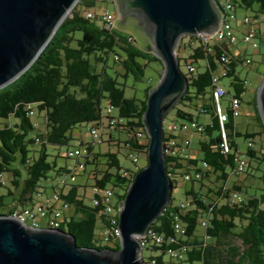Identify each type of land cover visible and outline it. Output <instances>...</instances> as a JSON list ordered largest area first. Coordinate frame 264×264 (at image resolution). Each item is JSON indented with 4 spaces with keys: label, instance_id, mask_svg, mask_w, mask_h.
I'll return each mask as SVG.
<instances>
[{
    "label": "trees",
    "instance_id": "trees-1",
    "mask_svg": "<svg viewBox=\"0 0 264 264\" xmlns=\"http://www.w3.org/2000/svg\"><path fill=\"white\" fill-rule=\"evenodd\" d=\"M228 1L232 3L233 9L249 11L258 21L264 17V0ZM96 4L97 0H80L31 67L16 81L0 90V172L10 176L9 183L11 180L8 193L0 195V216L11 215L18 206L31 205L33 195L43 191L40 184L42 180H54L55 177L67 174L66 167H57L56 158L61 156L60 153L51 154L49 146L67 147L68 151L70 146L74 147L75 141L80 140L78 146L86 145L89 150L85 157V167L92 166L90 176L94 184L101 188H120L123 191L120 195L123 201L131 181L143 169H124L117 153L96 152V143H85L83 138L75 137V131L80 132L82 126L103 122L106 102L107 108L118 111L117 124L109 128H115L117 133L124 132L127 135L125 140L117 138L110 142L123 143L128 152L147 154L148 144L137 138V131L144 133L143 137L148 142L143 117L149 93L154 88L146 91L144 100H137L127 98L126 84L119 82L120 77L127 78L130 74L137 80L143 78L147 64H141L139 59L146 58V53L135 47L134 40H129L131 36L120 35L117 30L108 29L102 21L101 25H97L94 18L88 19L86 13ZM218 7L222 10L219 4ZM260 29L259 22V37ZM180 47L187 49L181 43ZM224 50L232 58L227 66L228 83L225 84L227 93L224 100L227 99L229 103L230 98L237 97L244 103L247 84L238 75L237 66L244 64L246 59L232 54L226 48H218L217 54L213 56L206 55L201 50H191V54L183 61L187 64L191 60L197 65L204 62V68H197L193 76L185 74L189 89L174 109L177 122L173 124L198 121L200 115H210V122L203 124L204 131L198 133L201 135L198 149L201 160L191 157L188 161L194 167L205 162L209 170L200 180L199 189L194 186L195 181H191L192 186L186 190V199L192 201L189 210H181L170 202L164 214L151 226L166 238H176L174 221L179 216L185 233L178 237L177 244L169 247L176 250L185 247L184 259L176 262L171 260L167 255V246L163 245L160 248H145L153 253L148 258L142 254L147 264L151 260L155 264H264V172L261 176V193L246 192L242 203H235L230 198L233 192L241 193L240 187L229 189L226 185L230 175L234 174L236 155L242 150L237 138L253 140L264 134V125L256 107L257 119L261 121L263 132L242 134L237 130L236 119L229 112L226 129L231 139L232 153H221L219 145L222 137L215 112L213 75L222 67L219 56ZM111 57L120 63L114 76L110 73L114 68L110 65ZM153 59L158 60L156 56ZM178 60L181 62L182 59L178 56ZM254 100L257 105V97ZM29 106H34L35 110L43 114L44 132L36 128L32 116L29 115ZM167 141L165 132V142ZM246 154L249 158L264 162V155L259 156L255 147L247 148ZM51 158L54 160L51 161ZM166 158L167 171L175 188L177 173L186 169L182 162L184 159L179 156ZM249 166L250 160L248 168ZM123 170L130 173L129 179L123 177ZM247 173L249 170L244 175ZM211 174L218 175V179L224 182V186L217 191L203 183V179ZM205 187L206 191H203ZM59 194L73 208V214L62 222L59 230L72 234L79 247L120 249V242L114 243L113 247L99 243L96 238V228L100 222L98 210L85 201V195L79 194V186L72 184L67 193ZM6 197L10 198L9 204L6 203ZM221 201L224 202L220 203ZM6 206L10 209L3 213ZM201 219L207 221V226L203 228V236L198 237L197 229L201 226ZM235 242L240 243L242 248L235 245Z\"/></svg>",
    "mask_w": 264,
    "mask_h": 264
},
{
    "label": "water",
    "instance_id": "water-1",
    "mask_svg": "<svg viewBox=\"0 0 264 264\" xmlns=\"http://www.w3.org/2000/svg\"><path fill=\"white\" fill-rule=\"evenodd\" d=\"M80 0H0V90L36 61ZM124 18L133 15L151 38L164 66L150 91L143 125L149 137L147 165L131 181L119 214L120 249L79 247L72 234L31 228L11 215L0 216V264H147L144 237L172 200L174 183L167 171L164 121L189 89L178 48L186 36L217 30L222 13L215 0H122ZM136 13L140 14L137 17ZM264 123V82L257 94Z\"/></svg>",
    "mask_w": 264,
    "mask_h": 264
},
{
    "label": "built area",
    "instance_id": "built-area-1",
    "mask_svg": "<svg viewBox=\"0 0 264 264\" xmlns=\"http://www.w3.org/2000/svg\"><path fill=\"white\" fill-rule=\"evenodd\" d=\"M107 3H113L114 0H105ZM217 5L221 7L222 13V22L220 27L208 34H198L196 36V41H186L182 40L181 44L186 48L196 51L201 50L206 55H215L217 54V49H229L230 46H236L239 42L249 45L254 50L260 49V44L257 41L259 32L257 31V26L259 21L253 18L252 16H245L243 19V30H237L232 25V21L236 20V15L233 12L232 3L228 0H215ZM88 19L95 18V14L92 11L86 13ZM102 24L105 27H110L112 31H116L118 28V16L115 12H112L108 9L104 10L100 16ZM129 40H134L130 37ZM178 54V53H177ZM231 56L227 51H223L219 56V61L222 64L221 69L213 75V98L215 102V112L219 119L220 128H221V143L219 149L222 154L232 153L231 139L228 136L226 129V124L229 119V112L232 113L235 119L239 118L242 114V101L240 98L234 97L230 98L228 107L223 108L224 97L226 96L227 89L224 84V79L228 75L227 66L230 64ZM245 65L250 66L252 64L251 59L245 60ZM187 76H193L197 72L198 65L196 62L191 60L186 64ZM247 84V80H245ZM29 115H35L34 106H29ZM108 114V127L115 126L117 124V118L112 116V108H107ZM36 128L38 125L35 123ZM204 125L198 121H182L179 124H171L170 126V135L174 136L177 134L184 133H202L204 131ZM103 131L104 125L102 123H93L89 127V134L93 139V143H102L103 142ZM167 136V133H166ZM137 138L140 139L143 143L146 142V137H140V130L137 131ZM168 138V141L165 142V153L166 156L171 157H182L184 163H187L188 170H182V176L185 181H200L202 180L204 174L209 170L207 163L203 162L199 166L194 167L189 165L188 161L191 159V142L190 139H184L181 145H178L174 139ZM84 141V140H83ZM86 143V141H84ZM248 148L254 149L255 144L254 140L247 141ZM89 154L88 147L82 145L75 150L69 149L67 151V157L69 159H74L76 161L75 165L68 164L66 166L67 176L70 177L71 182L76 181L77 175L86 170L85 162L82 158L86 157ZM133 158V163H138L139 159L136 154L130 155ZM182 161V162H183ZM235 169L234 174L237 176L244 175L248 169V156L246 151L239 150L235 158ZM173 171V166L171 167ZM122 175L125 178H130V173L123 170ZM66 183V180H64ZM9 184V179L6 177L5 173L0 172V186L7 187ZM94 196L90 205L93 208L98 210V217L100 219L99 228H100V239L104 242H120L121 232L117 234H109V227H114V209H122L124 207V201L121 200L119 192L116 189H113L111 186L101 188L95 184L92 186ZM230 198L235 203H242L243 196L238 192H233L230 194ZM191 199L181 201L177 207L181 210H189L191 208ZM72 209L71 205L66 202L59 193L54 192L52 195L47 194L44 191H38L33 195V201L31 205L20 207L18 206V212L12 213V217L18 219L22 223L26 224L31 228H39L37 225V220L39 218L48 219L47 224L44 228L59 229L62 222L68 218V213ZM101 219L103 222H101ZM174 231L176 233V238L169 237L166 238L164 235L158 234L154 229L150 228L147 234L144 237L139 238L143 249L149 247L160 248L163 245L167 246V255L173 261H181L185 257L186 248L183 247L180 250L170 248L169 245L177 244L178 237L184 235L185 229L180 221L179 216L175 217L174 221ZM31 223V224H29ZM200 225L202 228L207 226V221L204 219L200 220ZM150 264H155L154 260H151Z\"/></svg>",
    "mask_w": 264,
    "mask_h": 264
},
{
    "label": "rangeland",
    "instance_id": "rangeland-1",
    "mask_svg": "<svg viewBox=\"0 0 264 264\" xmlns=\"http://www.w3.org/2000/svg\"><path fill=\"white\" fill-rule=\"evenodd\" d=\"M224 1V0H223ZM110 10L112 12H115L119 18L118 20V28L117 32L120 35L124 36H131L134 39V45L139 50H142L146 53V58L139 59V62L143 65L147 64L144 67V76L140 80H137L133 74H130L127 78L120 77L119 82L122 84H126L125 87V96L127 98H136L137 100H144L146 98V91L150 88H155L160 79L162 74L164 73V66L161 60L158 58V60L153 59V56H156V53L153 50H148V48L151 46V38L150 35L146 32V30L139 24L140 22L144 21L139 17L140 14L136 13V17L132 15H128L124 18L123 14L120 13V11L116 10L114 5L112 3H107L105 0H97V4L94 7L90 8V11H92L95 14L94 23L97 25H101L100 16L104 12V10ZM87 9H85L86 11ZM233 12L236 15V20L232 21V25L237 30H243L245 26H243V19L245 16H251L252 13L249 11H246L241 8L233 9ZM139 20V21H138ZM260 27H261V36L258 37V42L260 44L259 50L252 49L249 45L244 44L243 42H239L236 46H230V51L232 54L243 58V59H251L252 64L250 66H247L245 64H239L237 66V73L242 78L247 80V92L243 96L244 103L242 106V115L236 119V126L237 130L241 132L242 134H245L247 132L253 134V133H262L263 129L258 126L256 120L249 115V111L252 109V102L255 97H257L258 90L262 83L264 82V17H261L260 20ZM239 28H237V27ZM78 36L81 38V33L78 34ZM183 40L191 41L192 36H186ZM182 41V40H181ZM182 45V44H181ZM178 56L182 59L180 62V68L184 74L187 75L186 70V62L183 60L186 59L190 54V49H185L184 47L178 48ZM110 65L114 66L113 70L110 71V73L114 76V71L118 69V66L120 65L119 62H115L113 57L110 58ZM204 68V62H201L200 65H198V69L202 70ZM120 73H123L120 71ZM228 83V79H224V84ZM179 105L177 103L174 108L168 113L166 116V119L164 121V129L165 132H168V125L170 121H173L175 119V113L174 109ZM228 107V101L225 99L223 101V108L226 109ZM104 119H103V125H104V131H103V142L102 143H96L95 144V151L100 153H106L108 151L114 152L118 154V157L120 159L121 165L124 169H132V170H138L139 168H144L147 165V154L141 153V152H128L123 147V143H117V142H109V132L113 131L115 135L119 134L116 132L115 128H109L108 127V114H107V105L106 102H104ZM112 116L117 117L118 111L115 109H112ZM203 115L200 116V121H203ZM208 119L210 118V115H204ZM32 120L38 125V130L40 132L45 131V120L43 117V114H40L37 110L35 112V115L32 117ZM13 122H15L13 120ZM264 125V123L262 122ZM90 125H84L80 129V132L75 131V137L80 139L83 138L84 141L88 143H93V139L91 138L88 130ZM117 133V134H116ZM186 136V139H190L191 142V151L199 149V140H201V135L194 134V133H184ZM118 138L120 140H125L127 138L126 133L124 132L119 134ZM181 138V136H180ZM255 142V150L258 153L259 156L264 155V134L256 136L254 139ZM238 143L241 145L242 151H246L248 148L247 140L244 137L237 138ZM80 143V140H77L74 142V147L70 146V149L75 150L77 149ZM48 150L51 154H57L60 153V157L56 158L57 160V167H66L68 164L75 165L76 161L74 159H69L66 157V151L67 147H53L49 146ZM136 154L139 162L138 164L133 163V158L130 156L131 154ZM199 160H201L200 156H197ZM51 161L54 160L53 158L50 159ZM82 160L85 162V158L83 157ZM250 160V166L247 170H249V173L246 175L237 176L235 174L230 175L226 185L229 189H234V187H240L241 189V195H245L246 192L254 193L258 192L261 193V189L263 188V182L261 180V176L264 172V162L263 161H257L255 159L249 158ZM92 169V166L88 165L86 166V170L81 171L77 177L75 182H71V179L69 176L63 174L61 176L55 177L54 180H42L40 184L42 185V190L46 191L47 194L52 195L54 192L57 193H67L70 189V186L76 185L79 186V194L85 195V201L90 204L92 201V198L94 196L92 186L94 184V180L90 176V170ZM184 170V169H183ZM180 172L177 173V176L175 178L176 186L173 189L172 192V204L174 206H177L180 204L181 201L187 200L185 197V192L188 190L192 183L191 181H185L183 176L180 175ZM6 177L10 179V176L6 173ZM66 180V183L64 182ZM203 183L207 187H211L214 191H217L219 187L224 186V182L220 179H218V175L211 174L206 176L203 179ZM194 186L196 189H199L201 186L200 181H195ZM11 188V180L7 187H0V195H6L8 193V190ZM116 191L119 192V194H123V191L120 188H116ZM203 191H206V187L203 188ZM211 196L215 199L216 196L214 194H211ZM6 203H10V198L6 197ZM224 201H221L220 203H223ZM9 206H6L2 212L7 213L9 211ZM73 214V208L69 211L68 217H70ZM48 219L39 218L37 220V225L39 228H44L47 224ZM31 224V223H29ZM100 228L97 226L96 228V238L98 239L99 243L102 245H108L110 247H113L115 244L112 242H104L100 239ZM204 234L203 228L201 226L197 229V236L202 237ZM235 245L242 248V245L240 243H236ZM143 256L145 258H148L149 255L153 254L150 251L143 249L142 252Z\"/></svg>",
    "mask_w": 264,
    "mask_h": 264
},
{
    "label": "crops",
    "instance_id": "crops-1",
    "mask_svg": "<svg viewBox=\"0 0 264 264\" xmlns=\"http://www.w3.org/2000/svg\"><path fill=\"white\" fill-rule=\"evenodd\" d=\"M237 27V26H236ZM237 28H239V27H237ZM255 99V98H254ZM242 106H243V104H242ZM257 105H256V102H255V100H253V102H252V109L249 111V115H251V117H253L255 120H256V122H257V124H258V126L259 127H261V121H259L258 119H257V117H258V115H257ZM243 114V113H242ZM241 114V115H242ZM201 116V115H200ZM200 116H199V119H198V121L200 122V123H202V124H207V123H209L210 122V118L208 119L206 116H202L203 117V121H200ZM174 122H177L176 121V119H174L173 121H170V123H169V125H168V132H167V136L169 137V138H172V139H174L175 140V142L178 144V145H181L182 143H183V140L184 139H186V136H185V134H182V133H180V134H177V135H174V136H171L170 135V126H171V124H173ZM247 133H249V132H247ZM117 134V133H116ZM180 136H181V138H180ZM118 138V135H115V133H113V131H110L109 132V139H108V141L110 142L111 140H115V139H117ZM111 143H113V142H111ZM240 148H241V145H240ZM197 156H199V152L197 151V150H194L193 152L191 151V157L192 158H195V159H198L197 158ZM199 160V159H198ZM183 164H184V167H187V163H184V161H183ZM184 170H186V169H184Z\"/></svg>",
    "mask_w": 264,
    "mask_h": 264
},
{
    "label": "bare ground",
    "instance_id": "bare-ground-1",
    "mask_svg": "<svg viewBox=\"0 0 264 264\" xmlns=\"http://www.w3.org/2000/svg\"><path fill=\"white\" fill-rule=\"evenodd\" d=\"M107 28L111 29L110 27H107ZM191 41H196V36H192ZM144 131H146V130H144ZM145 134H147V132ZM143 136H144V133L141 132L140 137H143ZM147 137H148V134H147ZM148 142H149V137H148ZM134 164L137 165L138 163H134ZM17 212H18V209L14 210L12 213H17ZM12 213H11V216H12ZM120 213H121V209H114V227H109V234H117V232H120V229H119V214Z\"/></svg>",
    "mask_w": 264,
    "mask_h": 264
},
{
    "label": "flooded vegetation",
    "instance_id": "flooded-vegetation-1",
    "mask_svg": "<svg viewBox=\"0 0 264 264\" xmlns=\"http://www.w3.org/2000/svg\"><path fill=\"white\" fill-rule=\"evenodd\" d=\"M112 4L114 5L115 9L118 11H121L122 9H126V5H123L122 0H114Z\"/></svg>",
    "mask_w": 264,
    "mask_h": 264
}]
</instances>
